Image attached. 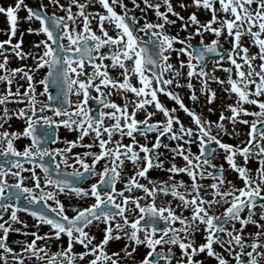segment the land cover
I'll use <instances>...</instances> for the list:
<instances>
[{
  "label": "snow or ice",
  "instance_id": "snow-or-ice-1",
  "mask_svg": "<svg viewBox=\"0 0 264 264\" xmlns=\"http://www.w3.org/2000/svg\"><path fill=\"white\" fill-rule=\"evenodd\" d=\"M142 3H0V264H264V0Z\"/></svg>",
  "mask_w": 264,
  "mask_h": 264
},
{
  "label": "flooded vegetation",
  "instance_id": "flooded-vegetation-1",
  "mask_svg": "<svg viewBox=\"0 0 264 264\" xmlns=\"http://www.w3.org/2000/svg\"><path fill=\"white\" fill-rule=\"evenodd\" d=\"M5 2H9V3H10L11 0H0V3H5ZM26 2L29 3L30 5H34V4H36V3L38 2V0H26ZM45 2H47V0H45ZM125 2L128 3L129 6H131V0H125ZM187 2H188V0H185V3H187ZM138 3L140 4V8H141V10H142L143 7H144V6H143V3H142V0H138ZM173 5H174V7L176 8V10L179 11V12L181 13V15H184V16H187L188 12L194 10V9L184 10V9L179 8V6H178L177 3H176V0H173ZM118 10H119V9H118ZM162 10H163V9H162ZM136 14L139 15V14H140L139 11H137ZM20 15H21V16L24 15V12L21 11V12H20ZM148 15H149V19H152V13H151V11H149ZM200 18H201V19L206 18V15L203 14V13H201V14H200ZM173 19H175V17H173ZM180 23H181V22L177 19V21H176V25L173 26V27L171 28V31H172V32L177 31V30L179 29V25H180ZM94 25H95V22H94ZM32 26L35 27V26H37V25H36V23H33ZM5 27H6L5 17H4L3 15H0V39H4V38H5V35H4V32H3V29H4ZM26 27H27V24H25L24 22H21L20 30H23V29L26 28ZM180 35L183 36V35H185V33L181 31V32H180ZM40 38H42V37H38V36H36V35H34V34H28V33H25V37H24V39H25V44H24V48H25V50L27 51V49H28V47L30 46L31 42H33V41H35V40H38V39H40ZM13 39H15V37H14ZM194 42H198V38H196V41H194ZM225 47L227 48L228 45L225 44ZM9 55H11V53H9ZM182 58H183V57H182ZM31 63H32L31 59L19 60V59L13 58V59L11 60V66H13V67L19 66L20 64H31ZM209 67H211V59L209 60ZM42 74H43V73L41 72L40 75H42ZM217 75H220L221 77H223V76H224V73H222L221 71L217 70ZM37 78H39V76H38ZM20 83H24V81H20ZM193 83L196 84V81H193ZM2 87H3V85H0V88H2ZM212 87L215 88V89L217 90V93H218V96H219V97H223L224 93H222V92L220 91V86H219V85L212 84ZM21 91H23V89H21ZM176 91H179V93L181 94V97L184 99V103H185L186 105L194 106V107L196 108V111H197V112H201V111H203L204 114H205L206 116H208L210 119H213V120H215V119L217 118V111H213L212 113H208V112L206 111V108H207V107H215V109L218 110V109H219V106H220V104H221V102H224V101H222L221 99H217L216 101L213 102L212 105H205L204 98H203V96H201V98H200V100L198 101L197 105H193L192 102L187 98V96H188V90H187L186 88L176 89ZM159 98H160V99H161V100H162L167 106H169V107H172V106L177 107V109H178V115H180V117L185 121V123H187V122L189 121L190 118H189V117L183 112V110H180V109H179V106L176 105L174 101L169 100L164 94H160V95H159ZM73 99H75V97H73ZM113 99H117V100H118V97L113 96ZM226 102H231V101H226ZM91 106L93 107L94 110L96 109V104H95L94 101L91 102ZM150 110H151V109H150ZM138 115H142V114H141V113H138ZM157 118H160V117L158 116ZM21 126H22V121H17L15 118H13V120H12V124H11V128H10L9 130L18 129V128H20ZM6 127H7V125H6ZM239 127H240V129H241L242 132L246 129V126H245V125H239ZM59 134H60L61 136H67L69 139L74 138V135H75L74 133H71V134L68 133V132L63 128V126H61V128H60V130H59ZM153 135H154V134H153ZM85 139L87 140V138H85ZM138 139H139V137H138ZM162 139H164V138H162ZM225 139H226L228 142H235L232 138H229V137H225ZM241 139H243V137H241ZM26 142H27V141H25V140H23V139L17 141V147H21V146H22L24 143H26ZM165 142H166V143H169V144H173V143H174V142H172V141H167V140H165ZM73 150H74V151H82L83 149H80V148L77 147V148H75V149H73ZM196 150H197V149H196V146L193 145V151H196ZM176 162H177L178 164L182 163V158H180V157H176ZM217 162H219V163H225V167H227L226 162L220 160L219 157H218ZM37 171H39V170L37 169ZM24 175H27V173H24ZM149 175H150V176H152V175H161V176H163L164 174H163V173H160V172H153L152 170H150V171H149ZM232 175H233L232 173H229V179L232 178ZM185 178H186V177H185ZM93 179H94V178H93ZM10 182H11V181H10ZM91 182H92V179H86L85 182H84V184H83V186L86 187V186H87L88 184H90ZM117 186L119 187V185H117ZM80 203H84V201H81ZM18 215L20 216V218H21L22 220H26V221H27L28 226H29V230H31V226H32V224L34 223L33 219H32L29 215H27V214H25V213H23V212L19 213ZM13 226H14V227H21V228L23 227V225H15V224H14ZM44 230H45V229H41V231H44ZM17 236H19L20 239H25V238H27V239H31V237H24L23 235H21V234H19V233H10L8 239L11 241V240L16 239ZM110 246L116 248V247H119L120 245L117 244V245H110ZM12 247L17 248L18 246L15 245V244H12ZM77 250H80L79 246H77ZM140 251H141V252H144V251H146V249L141 248ZM213 264H214V262H213Z\"/></svg>",
  "mask_w": 264,
  "mask_h": 264
}]
</instances>
